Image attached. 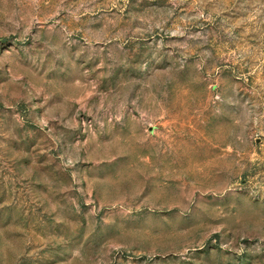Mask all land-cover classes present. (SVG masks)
<instances>
[{"label": "rangeland", "instance_id": "obj_1", "mask_svg": "<svg viewBox=\"0 0 264 264\" xmlns=\"http://www.w3.org/2000/svg\"><path fill=\"white\" fill-rule=\"evenodd\" d=\"M0 264H264V0H0Z\"/></svg>", "mask_w": 264, "mask_h": 264}]
</instances>
